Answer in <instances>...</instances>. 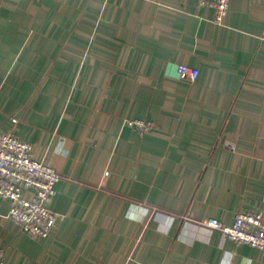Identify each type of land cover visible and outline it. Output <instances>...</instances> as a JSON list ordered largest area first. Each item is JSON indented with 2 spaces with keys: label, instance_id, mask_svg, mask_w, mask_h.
I'll return each instance as SVG.
<instances>
[{
  "label": "crops",
  "instance_id": "0c3cea01",
  "mask_svg": "<svg viewBox=\"0 0 264 264\" xmlns=\"http://www.w3.org/2000/svg\"><path fill=\"white\" fill-rule=\"evenodd\" d=\"M6 132L62 178L46 238L0 197L5 264H264L197 224L264 211V0H0Z\"/></svg>",
  "mask_w": 264,
  "mask_h": 264
},
{
  "label": "built area",
  "instance_id": "2783aa9c",
  "mask_svg": "<svg viewBox=\"0 0 264 264\" xmlns=\"http://www.w3.org/2000/svg\"><path fill=\"white\" fill-rule=\"evenodd\" d=\"M229 4L230 0H199L200 6L214 10V22L217 24L227 14ZM177 73L180 79L186 81H194L198 76L197 69L185 64L177 66ZM12 121L17 122L16 119ZM125 122L140 133L152 128V124L144 120ZM61 178L56 169L33 158L29 142L13 132L0 133V197L11 201L8 217L29 236L49 237L59 221L58 215L49 206ZM197 224L219 231L224 239L259 250L264 259V211H240L231 223L209 218ZM0 264H5L1 250Z\"/></svg>",
  "mask_w": 264,
  "mask_h": 264
},
{
  "label": "water",
  "instance_id": "95a60500",
  "mask_svg": "<svg viewBox=\"0 0 264 264\" xmlns=\"http://www.w3.org/2000/svg\"><path fill=\"white\" fill-rule=\"evenodd\" d=\"M176 70H177V67H176ZM177 76H178V73H177Z\"/></svg>",
  "mask_w": 264,
  "mask_h": 264
}]
</instances>
